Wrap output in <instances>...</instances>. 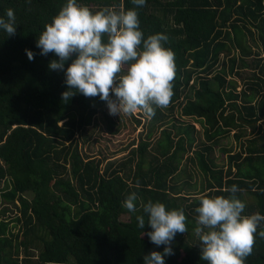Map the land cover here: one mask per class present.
Returning <instances> with one entry per match:
<instances>
[{
  "label": "trees",
  "instance_id": "obj_1",
  "mask_svg": "<svg viewBox=\"0 0 264 264\" xmlns=\"http://www.w3.org/2000/svg\"><path fill=\"white\" fill-rule=\"evenodd\" d=\"M79 2L93 11L137 7L132 0ZM65 4L0 0V15L12 8L17 21L14 35L0 31V205L5 206L0 211V264H144L145 255L164 248L150 242V226H137L136 215L149 200L168 209L182 208L187 216V231L176 234L166 264H207L194 233L202 195L227 197L235 184L236 195L246 205L243 214L264 215V59L254 61L260 74L247 83L250 93H238L235 81L227 86L226 79L216 75L218 88L201 77L194 98L182 96L198 73L213 71L222 54H239L230 59L232 74H239V62L249 67L250 41L264 46V0H147L138 8L144 37L167 34L165 46L175 54L170 104L182 106L181 116L198 118L212 143L192 158L206 178L201 196L184 194L183 184L200 189L179 178L183 157L194 143L191 126H179L185 137L178 140L162 129L156 153L150 141L156 127L124 158L106 161L80 153L96 116L105 114L106 102L80 93L64 101V71L49 68L58 57L53 52L41 55L36 47L44 26ZM26 50L33 51L34 59ZM105 117L109 131L118 134L112 117ZM150 118L155 124L164 121L157 107ZM246 125L252 136L240 151L228 155L226 168H218L210 159L213 146L219 137ZM132 192L137 193L135 213L123 206ZM9 206L16 214H9ZM257 231H264V222ZM246 264H264V237L256 236Z\"/></svg>",
  "mask_w": 264,
  "mask_h": 264
},
{
  "label": "clouds",
  "instance_id": "obj_2",
  "mask_svg": "<svg viewBox=\"0 0 264 264\" xmlns=\"http://www.w3.org/2000/svg\"><path fill=\"white\" fill-rule=\"evenodd\" d=\"M132 3L137 7L93 11L79 0H66L58 14L44 26L36 47L41 55L53 52L58 57L50 61L49 68L64 71L68 86L62 93L64 101L76 93L98 96L106 102L111 115L119 116L137 111L152 116L154 106L166 107L170 103L174 95L175 54L165 46L169 37L157 32L145 38L138 8L147 0H132ZM16 30L15 11L8 8L0 15V31L12 36ZM26 54L30 60L34 59L33 51L26 50ZM238 191L234 184L227 197H200L194 231L200 240L201 259L207 264H246L256 236L264 237V231H257L264 215L243 214L246 205L236 195ZM136 201L137 193L132 192L123 206L135 213ZM136 220L140 229L150 226L151 231L146 233L150 242L164 246L162 252L145 255L144 264H166L165 257L173 254L171 244L176 234L187 231L185 211L168 209L162 202L149 200Z\"/></svg>",
  "mask_w": 264,
  "mask_h": 264
},
{
  "label": "rangeland",
  "instance_id": "obj_3",
  "mask_svg": "<svg viewBox=\"0 0 264 264\" xmlns=\"http://www.w3.org/2000/svg\"><path fill=\"white\" fill-rule=\"evenodd\" d=\"M250 44L253 53L250 57L247 58L249 67L242 68L240 66L241 63L239 62L237 70L239 74H237L236 72L232 74L230 72V59L234 56H238L239 54L235 50H232L230 54H222L218 64L215 66L212 72H200L193 78V80H191V87L185 89V91L183 92L184 94L182 93V98H194V92L199 88L198 78L201 77L210 79L213 82V85L218 88V81H214L216 75H222L227 81V86H230L229 81H235L237 85L236 91L238 93L242 92L243 90H247L248 93H250L247 83L253 81L251 78L254 74H260V70L256 67L254 61L258 60V57L264 59L263 44L261 42L255 44L253 40L250 41ZM260 76L264 79V74ZM242 102L243 100L240 99L239 103L241 104ZM154 108L156 109L155 106ZM157 108H159L163 114V123H153V121L150 120V116L143 111H137L136 113L131 115L121 114L119 116L111 115L109 113L108 108H106L105 114L100 112L96 116L94 124L92 125L88 133L89 142L80 143V153L83 156H89L91 158L97 159H106V161L124 158L130 153L133 148L137 147L139 143H141L143 140H147L149 132L155 127L156 129L154 131V135L150 139V141L152 143V151L156 153L154 150V146L157 143L158 139L162 137V129H169L173 133V137L178 140L180 136L185 137V133L179 134V126H181L180 129H185L187 126H191L193 127L191 130V137L194 138V143L192 145V148L183 157L179 170V178L181 179L180 183L196 184L198 189L202 188L203 185L205 187V175L199 168V165L194 162V160H192V158L195 156L196 151L202 150L206 143L208 145L209 143H211L205 137L204 124L200 122V120L196 117L191 118L181 116L182 106L180 105H176L173 107L169 103L166 107ZM231 113L232 110L230 109L227 114ZM106 115L112 117V119L115 121V128L120 129V132L118 134L114 135L109 131V123L107 117H105ZM139 120L141 121V123L138 122ZM237 134L242 135L240 140L237 139ZM251 136V129L246 125V127L244 128L241 127L239 129H234L230 132V134H226L225 136L219 137L217 145L213 146V150L210 153V159L214 161V164L218 168H226L228 163V155L232 152L235 153L240 151L242 144H244L245 141L250 139ZM223 150H225L226 152H223ZM182 187L184 188L183 193L186 195H195L197 193L196 196H201L203 194L201 189L197 191L195 188L188 187L187 184H183ZM4 208L5 206L0 205V211H2ZM11 209L12 211H9V214H16L17 210L13 209V207H11ZM195 240L197 244L198 241H200L196 233Z\"/></svg>",
  "mask_w": 264,
  "mask_h": 264
}]
</instances>
